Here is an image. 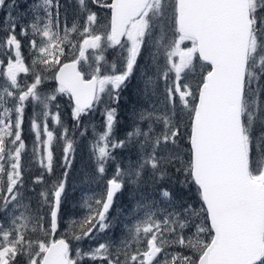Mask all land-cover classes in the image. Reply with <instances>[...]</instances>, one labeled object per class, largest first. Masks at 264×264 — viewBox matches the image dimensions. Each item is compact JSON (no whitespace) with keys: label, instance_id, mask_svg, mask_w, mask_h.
I'll return each instance as SVG.
<instances>
[{"label":"snow or ice","instance_id":"snow-or-ice-1","mask_svg":"<svg viewBox=\"0 0 264 264\" xmlns=\"http://www.w3.org/2000/svg\"><path fill=\"white\" fill-rule=\"evenodd\" d=\"M75 5L69 20L61 0H34L24 13L0 0V264H264V0ZM196 57L207 70L194 80ZM137 71L141 99L120 138L119 98ZM101 105L102 122L85 123ZM81 147L99 191L52 238L65 227L62 197ZM115 149L131 154L117 160ZM178 174L194 187L188 199L168 183ZM125 191L120 221L111 213ZM117 223L122 236L107 237ZM86 239L95 246H73Z\"/></svg>","mask_w":264,"mask_h":264},{"label":"rangeland","instance_id":"rangeland-1","mask_svg":"<svg viewBox=\"0 0 264 264\" xmlns=\"http://www.w3.org/2000/svg\"><path fill=\"white\" fill-rule=\"evenodd\" d=\"M17 4H19V8L17 9V12L24 13L29 9V6L34 2V0H16ZM62 3V2H61ZM64 4V3H62ZM67 8V13L69 20H71L72 14L75 11V0H66L65 4ZM63 12V9H62ZM15 14V13H14ZM29 16L31 13H28ZM101 15H108L104 10H101ZM7 16L5 15V12L3 10H0V27L4 26V22L6 21ZM19 31V29H17ZM184 47H190V42H184ZM93 50H88L86 55L91 57ZM115 53L112 51H109L107 53L108 59L111 60L113 55ZM148 63V53L146 52L144 54V59H141L140 64L143 66L144 64ZM203 65V68H202ZM204 70H207V66L203 64L201 60H199L198 57L194 58V65L187 70L189 78L192 79H198L199 73ZM142 71V69H141ZM141 71H137V73L128 81V84L124 91L122 92V95L119 98V108H118V117H117V135L120 136V138H123L124 131L128 129V125L130 123L129 116L132 112V109L138 106V102L141 99V89L143 88L142 80H141ZM23 77V74H21ZM67 96L65 95L63 97V100L61 103V110H64L66 112V115L62 116V119L65 123L71 125V119L69 116V111L66 108L67 103ZM115 106V104H113ZM103 105L99 107V110L92 113L91 115L85 116L84 122L90 124L99 125L102 120V112H103ZM31 115V110L29 109L26 116ZM57 132L59 131V126H56ZM89 139H91V133L88 134ZM34 137L31 139L30 145H28V152L29 156L24 157L25 162L30 160V153L32 149V141ZM183 143L180 145L182 149L183 159H187V152H188V144H187V136H182ZM88 141L85 140V144ZM114 154L117 157V160H120L122 158H126L129 153L126 149H115ZM135 158V157H133ZM114 171V165H111L108 168V174L111 175V173ZM90 176V161H89V155H88V149L85 147H81L76 153V159L74 162V167L70 170V175L67 178V186H66V193L62 197V206H61V215L63 217V224L65 227H61L58 229V235H55L52 238H61V236L64 234V232L67 229V225L70 220H76L79 219L83 215V210L81 208V202L82 198L86 195H91L93 192H98L99 189L97 188L95 183H92L89 179ZM185 179L183 174H178L173 176L171 181H168L172 185L173 188H179L180 186H187L189 188L188 184H181L177 181H183ZM149 192H151V188L148 189ZM130 195L127 191L123 192V194H118L116 199L115 207L112 209V216L118 217L120 221H123L124 216L127 215V209L130 205ZM125 210L123 214H121V210ZM78 231V230H77ZM122 236V229L119 223H117L113 229V231L109 232L107 234V237H111L113 239H119ZM105 237L104 239H106ZM104 239H101L100 242H104ZM74 247H80L83 249H88L89 247H94L95 244L92 240H83L79 243L76 241H72ZM85 264H90V262H85Z\"/></svg>","mask_w":264,"mask_h":264},{"label":"trees","instance_id":"trees-1","mask_svg":"<svg viewBox=\"0 0 264 264\" xmlns=\"http://www.w3.org/2000/svg\"><path fill=\"white\" fill-rule=\"evenodd\" d=\"M62 3L66 4V0H61ZM62 113H63V116L66 115V112L64 110H61ZM54 125V122L52 121H49V126L50 128H52ZM24 128H25V141H26V144L30 145V142H31V139L34 137V133H30L28 131V122H27V118L25 120V125H24ZM56 155L59 156L60 153H59V150L56 149ZM29 170L34 173V174H38L39 173V165L38 163H31L29 165ZM62 171V169L60 168H56V173L57 175L60 174V172ZM69 175H70V172H69ZM68 175V177H69ZM177 197L178 198H184V199H188V197L194 195V187L192 188V190H189V188L187 186H180L179 188H173Z\"/></svg>","mask_w":264,"mask_h":264}]
</instances>
